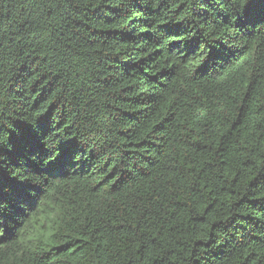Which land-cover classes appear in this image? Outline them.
<instances>
[{
	"label": "trees",
	"instance_id": "trees-1",
	"mask_svg": "<svg viewBox=\"0 0 264 264\" xmlns=\"http://www.w3.org/2000/svg\"><path fill=\"white\" fill-rule=\"evenodd\" d=\"M0 264H264V0H0Z\"/></svg>",
	"mask_w": 264,
	"mask_h": 264
}]
</instances>
